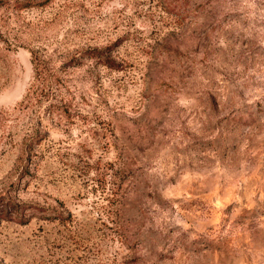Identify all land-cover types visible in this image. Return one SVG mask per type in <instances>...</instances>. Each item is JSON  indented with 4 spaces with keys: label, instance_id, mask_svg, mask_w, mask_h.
Returning <instances> with one entry per match:
<instances>
[{
    "label": "rangeland",
    "instance_id": "obj_1",
    "mask_svg": "<svg viewBox=\"0 0 264 264\" xmlns=\"http://www.w3.org/2000/svg\"><path fill=\"white\" fill-rule=\"evenodd\" d=\"M0 264H264V0H0Z\"/></svg>",
    "mask_w": 264,
    "mask_h": 264
}]
</instances>
